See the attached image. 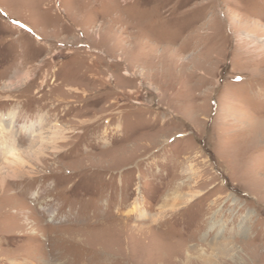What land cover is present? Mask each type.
I'll use <instances>...</instances> for the list:
<instances>
[{"label":"rangeland","instance_id":"obj_1","mask_svg":"<svg viewBox=\"0 0 264 264\" xmlns=\"http://www.w3.org/2000/svg\"><path fill=\"white\" fill-rule=\"evenodd\" d=\"M184 262L264 264V0H0V264Z\"/></svg>","mask_w":264,"mask_h":264},{"label":"bare ground","instance_id":"obj_2","mask_svg":"<svg viewBox=\"0 0 264 264\" xmlns=\"http://www.w3.org/2000/svg\"><path fill=\"white\" fill-rule=\"evenodd\" d=\"M8 159H9V160H8V164H10V165H14L15 163H20V162H21V158H20V156L17 155V154H14V153H12V154L9 156ZM189 258H191V257H189ZM187 260H189V259H187ZM184 263H186V262H184ZM186 264H187V263H186Z\"/></svg>","mask_w":264,"mask_h":264}]
</instances>
